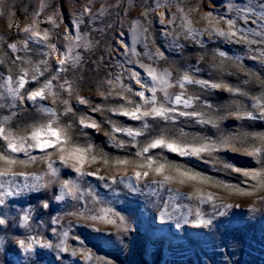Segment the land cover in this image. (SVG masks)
<instances>
[{
    "label": "rangeland",
    "instance_id": "obj_1",
    "mask_svg": "<svg viewBox=\"0 0 264 264\" xmlns=\"http://www.w3.org/2000/svg\"><path fill=\"white\" fill-rule=\"evenodd\" d=\"M0 264H264V0H0Z\"/></svg>",
    "mask_w": 264,
    "mask_h": 264
}]
</instances>
